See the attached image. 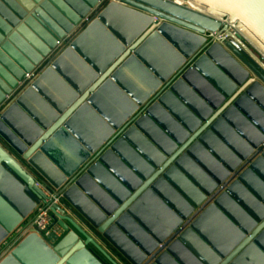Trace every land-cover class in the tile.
<instances>
[{
  "label": "water",
  "instance_id": "water-1",
  "mask_svg": "<svg viewBox=\"0 0 264 264\" xmlns=\"http://www.w3.org/2000/svg\"><path fill=\"white\" fill-rule=\"evenodd\" d=\"M36 209L0 264H264V0H0V245Z\"/></svg>",
  "mask_w": 264,
  "mask_h": 264
},
{
  "label": "crops",
  "instance_id": "crops-1",
  "mask_svg": "<svg viewBox=\"0 0 264 264\" xmlns=\"http://www.w3.org/2000/svg\"><path fill=\"white\" fill-rule=\"evenodd\" d=\"M38 211V209H36L35 211H33L31 213V215H29L27 218L23 219L16 227L15 229H13V231L10 233L9 237L14 233L15 236L11 239V241H9V243L11 244L10 247L8 248V251H6L4 254H2L0 256V260L6 256L15 246H17V244L24 239L32 230L36 229L34 228L33 225V221H34V217H35V213ZM51 232H53L57 237L61 236V232L58 228H54L51 230ZM8 237V238H9ZM5 242H3L0 247L3 249L5 248L6 244L4 245ZM2 251V250H1ZM0 251V252H1Z\"/></svg>",
  "mask_w": 264,
  "mask_h": 264
},
{
  "label": "built area",
  "instance_id": "built-area-1",
  "mask_svg": "<svg viewBox=\"0 0 264 264\" xmlns=\"http://www.w3.org/2000/svg\"><path fill=\"white\" fill-rule=\"evenodd\" d=\"M41 213L34 219L33 225L34 228L38 231L47 232V228L51 223L47 211L39 210Z\"/></svg>",
  "mask_w": 264,
  "mask_h": 264
},
{
  "label": "rangeland",
  "instance_id": "rangeland-1",
  "mask_svg": "<svg viewBox=\"0 0 264 264\" xmlns=\"http://www.w3.org/2000/svg\"><path fill=\"white\" fill-rule=\"evenodd\" d=\"M41 212L39 211V209H38V211L35 213V217L34 218H36L39 214H40ZM48 215H49V213H48ZM42 234H45V232H42V231H40ZM15 236V234L13 233L9 238L7 237V239L4 241L5 243H4V245L6 244V246H5V248L3 249V247L1 248L0 247V256L2 255V254H4L6 251H8V248L10 247V243H9V241H11V239L13 238Z\"/></svg>",
  "mask_w": 264,
  "mask_h": 264
},
{
  "label": "bare ground",
  "instance_id": "bare-ground-1",
  "mask_svg": "<svg viewBox=\"0 0 264 264\" xmlns=\"http://www.w3.org/2000/svg\"><path fill=\"white\" fill-rule=\"evenodd\" d=\"M174 1H178V0H174Z\"/></svg>",
  "mask_w": 264,
  "mask_h": 264
}]
</instances>
